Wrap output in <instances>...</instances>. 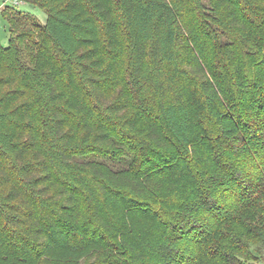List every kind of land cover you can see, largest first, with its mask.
I'll return each mask as SVG.
<instances>
[{
  "label": "trees",
  "instance_id": "1",
  "mask_svg": "<svg viewBox=\"0 0 264 264\" xmlns=\"http://www.w3.org/2000/svg\"><path fill=\"white\" fill-rule=\"evenodd\" d=\"M20 1L0 264H264V0Z\"/></svg>",
  "mask_w": 264,
  "mask_h": 264
},
{
  "label": "rangeland",
  "instance_id": "2",
  "mask_svg": "<svg viewBox=\"0 0 264 264\" xmlns=\"http://www.w3.org/2000/svg\"><path fill=\"white\" fill-rule=\"evenodd\" d=\"M1 4H2V0H0V6ZM0 9L2 10V6L0 7ZM17 9L21 12H26L33 15L38 23L40 24L45 23L46 15L38 8L23 2L17 7ZM8 39H9L8 26L6 21L2 18L0 14V45L2 47H6L8 45Z\"/></svg>",
  "mask_w": 264,
  "mask_h": 264
},
{
  "label": "built area",
  "instance_id": "3",
  "mask_svg": "<svg viewBox=\"0 0 264 264\" xmlns=\"http://www.w3.org/2000/svg\"><path fill=\"white\" fill-rule=\"evenodd\" d=\"M21 3H22V1H20V0H2L1 6L3 8L6 4H10V5H13V6H17L18 7Z\"/></svg>",
  "mask_w": 264,
  "mask_h": 264
}]
</instances>
